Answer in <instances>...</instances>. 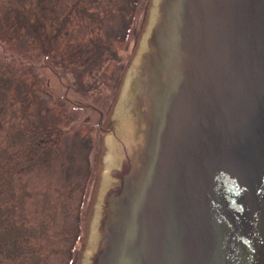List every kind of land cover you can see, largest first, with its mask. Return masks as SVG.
<instances>
[{
  "label": "water",
  "instance_id": "obj_1",
  "mask_svg": "<svg viewBox=\"0 0 264 264\" xmlns=\"http://www.w3.org/2000/svg\"><path fill=\"white\" fill-rule=\"evenodd\" d=\"M119 80L76 264H264V0H149Z\"/></svg>",
  "mask_w": 264,
  "mask_h": 264
},
{
  "label": "rangeland",
  "instance_id": "obj_2",
  "mask_svg": "<svg viewBox=\"0 0 264 264\" xmlns=\"http://www.w3.org/2000/svg\"><path fill=\"white\" fill-rule=\"evenodd\" d=\"M148 1L0 0V264L70 262Z\"/></svg>",
  "mask_w": 264,
  "mask_h": 264
},
{
  "label": "trees",
  "instance_id": "obj_3",
  "mask_svg": "<svg viewBox=\"0 0 264 264\" xmlns=\"http://www.w3.org/2000/svg\"><path fill=\"white\" fill-rule=\"evenodd\" d=\"M134 1V4H133V8L136 7V13L138 12V8H141L142 9V6L145 4L146 0H133ZM142 11V10H141ZM133 32V31H132ZM126 37V36H125ZM124 36L121 38L120 37H117L115 36L114 37V41H118V43L120 42H125L127 40V38H125ZM128 37V35H127ZM47 39V38H45ZM125 40V41H124ZM45 60H49L50 58H47V57H44ZM81 63L79 61H74V62H68L66 61V66L64 65L63 69L61 70L62 72H65V71H71L72 72V67H75L76 69H79L81 67ZM58 69V68H57ZM59 70V69H58ZM83 71H81V74L82 75ZM89 185V184H88ZM87 192V191H86ZM0 221H4L3 219V215H0ZM81 234H82V220L81 218L79 219V232H78V235L76 236L75 240H74V243L73 245L71 246L70 248V262L68 264H72V262L75 260V257H77V254H78V251H77V243L80 241L81 239ZM3 245L2 242H0V253L2 251V248H3Z\"/></svg>",
  "mask_w": 264,
  "mask_h": 264
}]
</instances>
